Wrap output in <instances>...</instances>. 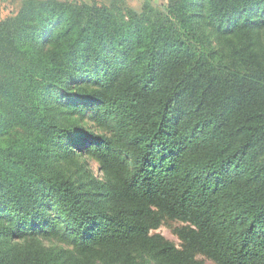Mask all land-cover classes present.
I'll use <instances>...</instances> for the list:
<instances>
[{
    "label": "trees",
    "instance_id": "trees-1",
    "mask_svg": "<svg viewBox=\"0 0 264 264\" xmlns=\"http://www.w3.org/2000/svg\"><path fill=\"white\" fill-rule=\"evenodd\" d=\"M18 1L0 22V135H28L0 146V264H264V59L216 57L203 34L256 46L264 0ZM49 90L94 106L98 132L54 119ZM54 140L94 152L104 192L56 171ZM154 208L192 226L184 252L150 235Z\"/></svg>",
    "mask_w": 264,
    "mask_h": 264
},
{
    "label": "rangeland",
    "instance_id": "rangeland-1",
    "mask_svg": "<svg viewBox=\"0 0 264 264\" xmlns=\"http://www.w3.org/2000/svg\"><path fill=\"white\" fill-rule=\"evenodd\" d=\"M76 3H85L88 5L99 4L106 5L109 7L116 8H132L138 12H140L143 6L146 4L151 8H160L163 5H166L169 0H71ZM18 0H0V22L12 15L14 11H16L19 7ZM207 21L203 22V27L205 32V36L211 37L210 41L213 42V51H215L217 55L222 56L227 60L229 56H236L235 51L237 48L250 47L252 50H260L262 59H264V29L261 31V35L259 41L256 43V46L251 44L249 36H242L240 33H236L234 35H225L218 31L217 34L214 33L215 26L206 27ZM212 29V35H210V31ZM260 33V32H259ZM210 35V36H209ZM259 36V35H258ZM249 37V38H248ZM253 39V38H251ZM254 40V39H253ZM216 56V57H217ZM227 57V58H226ZM220 59V58H219ZM57 91L49 90L43 96V101H45L46 111L50 112L54 119L58 118L65 125L73 123L74 125H83L86 129H92L98 132L99 130V121L102 119L97 113V109L94 106L88 104H78L77 101H69L66 100L64 105L59 99V95ZM57 103L58 105H56ZM65 109H68L69 114L65 112ZM28 133L26 131H19V133H9L5 135H0V146H6L8 141L16 138L26 137ZM66 145V144H65ZM51 148L52 145L50 144ZM54 152L53 155H64L66 154V148L60 144V141H53ZM72 149V152H75V149ZM65 157L60 158L59 163L57 164L56 171L65 175L68 178H71L76 183L86 184L88 189L92 191V193H98L101 186L103 187V191L105 187L109 186L108 176L100 164L99 160L95 156L94 152L88 154L77 155L74 157ZM101 184V185H100ZM103 184V185H102ZM105 186V187H104ZM101 192V193H102ZM100 194V192H99ZM156 217L159 221V224L153 228L150 232L152 237L162 238L170 243H172L179 251L184 252L186 242L183 240L182 236L194 231L192 226L186 223H182L167 217V215L160 212L157 208H154ZM47 248H52V244L48 240H44L42 242ZM55 243V242H54ZM59 247H63L66 250H70L72 247L65 243H58ZM193 261L196 264H218L215 261L207 258L203 254L200 253H192Z\"/></svg>",
    "mask_w": 264,
    "mask_h": 264
}]
</instances>
